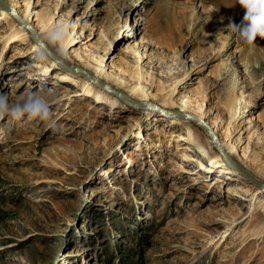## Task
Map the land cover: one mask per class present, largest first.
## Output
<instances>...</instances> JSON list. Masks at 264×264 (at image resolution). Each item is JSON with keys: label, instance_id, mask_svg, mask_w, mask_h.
Returning a JSON list of instances; mask_svg holds the SVG:
<instances>
[{"label": "rangeland", "instance_id": "374dc122", "mask_svg": "<svg viewBox=\"0 0 264 264\" xmlns=\"http://www.w3.org/2000/svg\"><path fill=\"white\" fill-rule=\"evenodd\" d=\"M2 1L37 18L40 43L0 18V94L14 103L46 85L52 118L0 119V264H264V192L170 113L187 99L264 183V39L227 29L244 16L238 0ZM60 24V60L92 78L111 70L94 79L128 101L82 75L86 94L51 55L61 45L36 58L39 32ZM135 84L145 100L129 96ZM236 184L248 193H228Z\"/></svg>", "mask_w": 264, "mask_h": 264}, {"label": "clouds", "instance_id": "9594fccd", "mask_svg": "<svg viewBox=\"0 0 264 264\" xmlns=\"http://www.w3.org/2000/svg\"><path fill=\"white\" fill-rule=\"evenodd\" d=\"M239 5L245 10L240 23L229 19L227 29L238 35L240 40L247 45H254L257 37L264 39V0H238ZM69 25L54 26L46 35V41L37 52V59L44 60L50 51L48 44L61 45L54 53L57 59H63L67 54L64 41L69 35ZM47 86H43L40 93L28 92L19 97V100L10 103L7 95L0 94V119L6 115L13 120L27 117L29 120L40 119L49 121L52 118L51 105L47 99ZM55 124V121H53Z\"/></svg>", "mask_w": 264, "mask_h": 264}, {"label": "bare ground", "instance_id": "6f19581e", "mask_svg": "<svg viewBox=\"0 0 264 264\" xmlns=\"http://www.w3.org/2000/svg\"><path fill=\"white\" fill-rule=\"evenodd\" d=\"M7 5V4H6ZM9 8H13L15 11H16V13L19 15V13H18V10H17V4L16 3H11L10 5H7ZM0 12H1V16H0V18H2V19H5L6 21H7V23H8V25H11V26H14L15 27V29L16 30H19L20 28L16 25V23H15V21H14V18L12 17V15L9 13V11H8V8L6 9V8H0ZM30 13V12H29ZM26 14V15H19L20 16V18H21V20L22 21H24L25 23H30V24H32L37 18H32V17H30V14ZM21 31H23L24 33H27L24 29H20ZM18 33V32H17ZM38 37L42 40V41H44L45 43H47L46 42V36H43V35H40V32H39V35H38ZM49 45V44H48ZM62 60H64V59H62ZM76 66H78V65H76ZM79 67V66H78ZM81 68V67H80ZM68 69V68H67ZM82 69V68H81ZM68 70H70V69H68ZM83 70H85V69H83ZM72 72H73V74H75V73H78V71H76V70H71ZM79 75V77L78 78H76V80H73V81H76V83H77V80H83L82 82H83V91L86 93V94H91V93H93V89L91 88L92 86H90L88 83L89 82H87L86 80H84L83 78V76L79 73L78 74ZM91 75L94 77V78H102V77H104V78H108V77H111V75H112V71L110 70V71H102L100 68H96L95 69V71H91ZM64 79H66V78H64ZM128 94H129V96L133 99V100H136V101H141V100H145V98L147 97V95H146V93H145V90H144V88L141 86V85H139V84H135V85H133L131 88H130V91L128 92ZM168 104H175L174 103V100L173 101H171L170 102V100H167V101H163L162 103H161V105H168ZM179 105L181 106V108L183 109V110H181L180 112H184V110H186V108L189 106L188 105V100L186 99V100H184V97H182L181 98V100H180V102H179ZM235 117V116H234ZM202 118V117H201ZM181 119V118H180ZM203 120H204V118H202ZM182 120H186V121H191V120H188V119H182ZM205 121V120H204ZM193 122V121H192ZM195 123V122H194ZM196 124H198V123H196ZM200 124H198V126H199ZM201 126V125H200ZM202 127V126H201ZM189 128V127H188ZM203 128V127H202ZM204 129V128H203ZM205 130V129H204ZM206 132V131H205ZM214 132V131H213ZM187 135H188V138L192 141V142H199V139L201 138V136H199V134L197 133L196 134V132L193 130V131H191V129L189 128V129H187ZM214 134H216L215 132H214ZM208 135V134H207ZM209 136V135H208ZM207 136V138L213 143V141H212V139L210 138V137H208ZM199 144V143H198ZM200 145V144H199ZM257 174H259V177L262 175V171L261 170H258L257 171ZM228 187H230V188H228L227 189V191H228V193H230V194H234V195H237V193H238V191L240 192V191H242L243 193H245V192H247V190H246V188L245 187H241V185H239V184H236L235 186H233V188L231 187V186H228ZM235 187V188H234ZM259 189V188H258ZM260 190H262V189H260ZM263 191V190H262ZM237 192V193H236ZM264 192V191H263ZM248 193V192H247ZM246 194V193H245Z\"/></svg>", "mask_w": 264, "mask_h": 264}, {"label": "water", "instance_id": "95a60500", "mask_svg": "<svg viewBox=\"0 0 264 264\" xmlns=\"http://www.w3.org/2000/svg\"><path fill=\"white\" fill-rule=\"evenodd\" d=\"M0 7L6 8V9L8 8L9 13L14 17V19L17 22L21 23L24 26V28L28 31V33H30L32 35V38L40 43L39 39L37 38V36L35 34L34 28L29 23H25V22L21 21L19 15L16 13V11L13 8H9L2 0H0ZM51 55L53 57H55L54 54L51 53ZM59 62L65 68H68L70 70L78 71L81 75H84L85 77L89 78L90 80H92L94 83H96L101 88L109 91L110 93H113L114 95H117L122 100H127L128 101V99L121 92H119L118 90L112 88L111 86L107 85L106 83H103L101 81H98V80L92 78L87 71H84L80 67H78L76 65H73V64L72 65L66 64L63 61H61L60 59H59ZM170 113L175 115V116H177V117H179V118H181V119H188V120H191V121H193L195 123L200 124L205 129V131L209 135V137L212 139L213 146L220 153H222L223 157H225L237 170H239L250 181V183H252L254 186H256L257 188L262 189L264 191V183L258 181L252 175L247 173L246 171L241 170L234 162L230 161L228 156L223 152V149L221 148L220 143L218 141L217 135L214 134L212 128L201 117L196 116V115H194L192 113H188V112H183L182 113V112H178L176 110L171 111Z\"/></svg>", "mask_w": 264, "mask_h": 264}]
</instances>
